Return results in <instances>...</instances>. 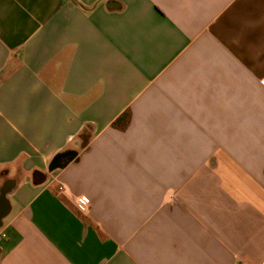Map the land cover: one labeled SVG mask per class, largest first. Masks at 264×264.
I'll list each match as a JSON object with an SVG mask.
<instances>
[{"label":"crops","instance_id":"1","mask_svg":"<svg viewBox=\"0 0 264 264\" xmlns=\"http://www.w3.org/2000/svg\"><path fill=\"white\" fill-rule=\"evenodd\" d=\"M0 264H264V0H0Z\"/></svg>","mask_w":264,"mask_h":264},{"label":"trees","instance_id":"2","mask_svg":"<svg viewBox=\"0 0 264 264\" xmlns=\"http://www.w3.org/2000/svg\"><path fill=\"white\" fill-rule=\"evenodd\" d=\"M131 115L129 112H126L123 116H121L114 124V126L119 127L121 129H125L129 124ZM89 136L87 135V139Z\"/></svg>","mask_w":264,"mask_h":264},{"label":"built area","instance_id":"3","mask_svg":"<svg viewBox=\"0 0 264 264\" xmlns=\"http://www.w3.org/2000/svg\"><path fill=\"white\" fill-rule=\"evenodd\" d=\"M78 208L82 212H88L89 204H88V202L85 199L79 198L78 199Z\"/></svg>","mask_w":264,"mask_h":264},{"label":"water","instance_id":"4","mask_svg":"<svg viewBox=\"0 0 264 264\" xmlns=\"http://www.w3.org/2000/svg\"><path fill=\"white\" fill-rule=\"evenodd\" d=\"M60 167H61V165H57V164L53 165V169H57V168H60Z\"/></svg>","mask_w":264,"mask_h":264}]
</instances>
